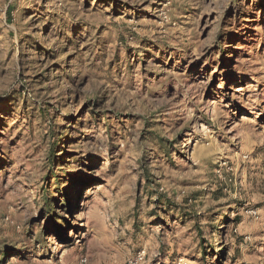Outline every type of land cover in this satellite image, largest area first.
I'll list each match as a JSON object with an SVG mask.
<instances>
[{
    "label": "rangeland",
    "instance_id": "374dc122",
    "mask_svg": "<svg viewBox=\"0 0 264 264\" xmlns=\"http://www.w3.org/2000/svg\"><path fill=\"white\" fill-rule=\"evenodd\" d=\"M143 249L264 264V0H0V264Z\"/></svg>",
    "mask_w": 264,
    "mask_h": 264
},
{
    "label": "trees",
    "instance_id": "16d2710c",
    "mask_svg": "<svg viewBox=\"0 0 264 264\" xmlns=\"http://www.w3.org/2000/svg\"><path fill=\"white\" fill-rule=\"evenodd\" d=\"M9 14L11 13V11L10 12H8ZM42 113H41V117L42 118H44L45 117V115H46V112L43 110V111H41ZM66 130L68 129V128H65ZM49 136H50V139H49V141L50 142H53V145H52V151H51V153H50V163H53L54 165L56 164V162L57 161H61L62 160V162H63V160H64V157L63 156H61L60 157V155H58V154H56V153H58L59 152V149H60V147H59V143H58V140L57 139H59V138H61V137H65V130L64 131H62L61 133H59V135L56 133V131H55V124H54V121H50V129H49ZM55 140H57V143L55 142ZM55 142V143H54ZM57 149H58V151H57ZM49 173H50V175L49 174H47V176L45 177V179H46V182L48 183V181H54V182H56V184H57V189H56V191L55 192H58L59 193V191H61V196L63 197V203H61V202H59L54 196H53V194H48L49 196H47V197H45V202H46V207H47V209H49V211H48V213L49 214H51L53 217H55V215H54V213H53V207L54 206H57V205H59L60 206V208H62V209H65V210H68V211H70L71 209H72V203H71V200H70V194H69V190L70 189H66V190H63L62 191V187H61V183H60V175L58 174V173H54V171L52 172V171H50L49 170ZM49 192V191H48ZM46 193V192H45ZM77 193V192H76ZM56 229L58 230V231H60L61 232V234H62V231H63V229H62V227H61V225L59 226V225H56ZM1 256H3V255H1Z\"/></svg>",
    "mask_w": 264,
    "mask_h": 264
},
{
    "label": "built area",
    "instance_id": "2783aa9c",
    "mask_svg": "<svg viewBox=\"0 0 264 264\" xmlns=\"http://www.w3.org/2000/svg\"><path fill=\"white\" fill-rule=\"evenodd\" d=\"M250 214H254L253 211L250 212ZM148 253L145 249L139 251L135 256L129 258L125 264H147V261L149 260ZM86 259H81L78 264H85Z\"/></svg>",
    "mask_w": 264,
    "mask_h": 264
}]
</instances>
